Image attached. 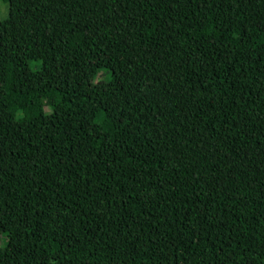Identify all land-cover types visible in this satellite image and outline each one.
Wrapping results in <instances>:
<instances>
[{
    "label": "trees",
    "instance_id": "16d2710c",
    "mask_svg": "<svg viewBox=\"0 0 264 264\" xmlns=\"http://www.w3.org/2000/svg\"><path fill=\"white\" fill-rule=\"evenodd\" d=\"M1 1L0 264H264V0Z\"/></svg>",
    "mask_w": 264,
    "mask_h": 264
},
{
    "label": "rangeland",
    "instance_id": "374dc122",
    "mask_svg": "<svg viewBox=\"0 0 264 264\" xmlns=\"http://www.w3.org/2000/svg\"><path fill=\"white\" fill-rule=\"evenodd\" d=\"M6 9H7L6 3H4L0 0V20H3L6 18V14H7ZM106 63H107V58L105 56H100V57L92 60L89 63V66L95 70H102L105 67ZM102 75H103V73H101V71H99L98 77L101 78ZM0 245H1V239H0Z\"/></svg>",
    "mask_w": 264,
    "mask_h": 264
}]
</instances>
